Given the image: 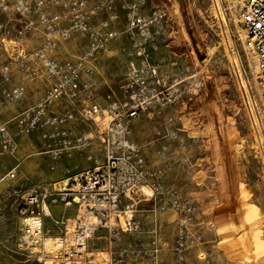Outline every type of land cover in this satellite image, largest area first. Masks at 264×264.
Instances as JSON below:
<instances>
[{
    "label": "rangeland",
    "instance_id": "374dc122",
    "mask_svg": "<svg viewBox=\"0 0 264 264\" xmlns=\"http://www.w3.org/2000/svg\"><path fill=\"white\" fill-rule=\"evenodd\" d=\"M19 1L0 0V68L14 54L15 30L37 18L33 9L36 0H28L30 10L23 14L16 9ZM98 1L111 4L113 14L117 15L112 27L118 34L97 56L98 96H117L130 67L139 66L145 59L157 69L155 80L159 84L151 95L153 103L130 122L129 128L131 142L140 148L147 168L159 175L163 187L160 201H134L136 217L142 224L153 219L160 226V231L156 227L157 235H162L167 244L160 264H179L178 256L172 252L173 241L169 243L172 225L177 234L176 216L167 207L172 193L192 205L193 221L188 230L200 238L183 251L182 264H264V113L252 59L239 36L245 32L238 22L233 0L90 3ZM108 16L107 12H99L91 19V25L98 26ZM137 19L147 25L141 29ZM223 25L237 48L249 102L232 74L231 53L224 46L221 31ZM42 34L41 27L35 26L25 37L23 48L29 51L38 47ZM61 46L58 58L74 60L84 49L85 39L76 35ZM33 67L39 72L37 65ZM35 76L34 73L21 102L0 108V124H5L12 134L13 116L42 95L41 84L33 81ZM7 87L0 80V93ZM257 123L260 132L255 129ZM36 137H16L14 157L4 153L0 143V175L16 168V180L11 187L21 193L42 184L61 190L56 184L66 177L62 173L65 167L79 165L75 171L78 172L87 164L78 159L52 163L40 150L32 148L39 147ZM161 206L165 211L152 212ZM6 213L9 220L0 226V264H41L12 251L19 224L10 211ZM50 214L52 219L60 220L63 215L73 216L74 209L63 212L60 205L51 206ZM44 223L54 231L49 218ZM144 225L149 227L150 222ZM113 245L115 253L123 255L124 264L140 263L136 258L137 251L142 249L136 246L135 238L122 235Z\"/></svg>",
    "mask_w": 264,
    "mask_h": 264
},
{
    "label": "built area",
    "instance_id": "2783aa9c",
    "mask_svg": "<svg viewBox=\"0 0 264 264\" xmlns=\"http://www.w3.org/2000/svg\"><path fill=\"white\" fill-rule=\"evenodd\" d=\"M28 3H17L19 14L30 10ZM233 4L245 32L243 44L252 59L264 113V0H233ZM33 9L36 21L19 26L13 41L20 42L35 26H40L41 42L29 51L15 45L12 58L0 68V80L8 86L0 93V108L25 98L26 85L34 77L32 64L43 71L45 89L38 101L13 116L14 134L0 124V143L4 153L14 157L16 137L37 135L39 147L32 148L40 150L52 163L78 159L87 165L78 172L75 171L79 165L65 167L62 173L66 177L58 182L64 183L61 190L42 184L21 193L11 187L16 180V168L0 175V226L9 220L7 211L19 224L11 249L41 264H124L123 255L115 253L113 243L122 235H130L142 249L137 251L136 261L142 262L146 257L151 264H159L156 227L148 233L149 251L143 250V231L134 201H160L163 187L159 175L147 168L140 148L131 142L129 128L130 122L153 103L151 95L159 84L155 80L157 69L145 59L139 66L130 67L117 96L100 97L97 56L118 38L112 27L117 15L113 14L111 4L36 0ZM55 9L54 13L49 12ZM102 11L109 13L108 18L98 26L91 25V19ZM135 22L141 24L138 19ZM76 35L85 39L84 49L74 60H60L62 43ZM169 199L167 207L177 221L172 252L182 264L183 251L200 238L188 230L193 221L192 205L175 193ZM56 205L63 212L74 209V215L52 219L50 209ZM157 210L165 211V207L152 212ZM46 218L53 223V232L45 227ZM101 231L105 236H98ZM99 241L103 245L97 246Z\"/></svg>",
    "mask_w": 264,
    "mask_h": 264
},
{
    "label": "crops",
    "instance_id": "0c3cea01",
    "mask_svg": "<svg viewBox=\"0 0 264 264\" xmlns=\"http://www.w3.org/2000/svg\"><path fill=\"white\" fill-rule=\"evenodd\" d=\"M23 41H24V39L23 40H21L20 42H18V43H15V45H20L21 47H23L24 45V43H23ZM14 45V46H15ZM33 65L34 64H32L31 65V69H32V71L35 73V78H34V80L33 81H38L40 84H41V86H42V88H43V90H42V94H43V91H44V89H45V84H44V73H43V71H41V69H40V67L39 66H37V68H38V70H39V72L37 71V69H34V67H33ZM17 79V78H16ZM16 79H14V81H13V84L16 82ZM32 83V81L31 82H28L27 83V85H26V87H28L30 84ZM27 92V91H26ZM42 96V95H41ZM34 103H30L29 105H28V107L29 106H31V105H33ZM85 164H87V163H85ZM86 166V165H85ZM84 166V167H85ZM152 215H149V217L152 219V217H151ZM173 217V216H172ZM147 218H148V216H147ZM153 220V219H152ZM152 220L151 221H145V222H147V223H141L142 225H141V227H142V231H143V235L140 237V239H141V241H142V247H143V250H145V251H148L147 250V248H150V244H149V242H150V239H151V237H150V235L148 234L149 233V231L153 228V227H157L158 228V230L160 231V226H159V224H157V221H153L152 222ZM174 221H175V218L173 217V223H174ZM150 222V226L149 227H147V226H145L144 224H148ZM173 235H174V237H175V229H174V226L172 225V236H171V241L169 242V243H171L172 241H174V237H173ZM98 236H105V232H103V231H101V232H99L98 233ZM158 237H160V238H157V240H158V245H159V248H160V252H159V255H158V258H159V264H160V261L162 260V258H163V254L164 253H166V251H165V249H166V246H167V244H166V242H165V239H164V237L162 236V235H157ZM99 243H100V246L101 245H103V242H101V241H99ZM166 245V246H165ZM137 264H151V261H149L146 257H144L143 258V260H142V262H140V263H137ZM173 264H175V262L173 261Z\"/></svg>",
    "mask_w": 264,
    "mask_h": 264
},
{
    "label": "bare ground",
    "instance_id": "6f19581e",
    "mask_svg": "<svg viewBox=\"0 0 264 264\" xmlns=\"http://www.w3.org/2000/svg\"><path fill=\"white\" fill-rule=\"evenodd\" d=\"M144 22L145 21H141V24H140L141 29L144 28L147 25ZM134 26L135 25H132V27H134ZM227 29L228 28L226 27V25H223L221 31L224 34V46L231 53L230 62H231V67H232V74H233V76L236 77L238 89L242 91L244 99L247 102H249L248 96H247V93H246V90H245V87H244V83H243L242 78H241V72H240V67H239V59H238V56H239L238 55V51H237V48L235 47V45L231 42V40H229V38L227 36V31H228ZM239 36H240V38L243 41L244 40V36H245L244 33L240 34ZM255 129H256V131L260 132L258 123L255 125ZM260 139L262 140L261 137H260ZM56 186L58 188H63L64 187V183H61V184L57 183Z\"/></svg>",
    "mask_w": 264,
    "mask_h": 264
}]
</instances>
